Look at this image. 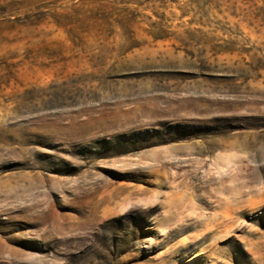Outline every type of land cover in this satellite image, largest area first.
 <instances>
[{
    "label": "rangeland",
    "instance_id": "1",
    "mask_svg": "<svg viewBox=\"0 0 264 264\" xmlns=\"http://www.w3.org/2000/svg\"><path fill=\"white\" fill-rule=\"evenodd\" d=\"M0 264H264V0H0Z\"/></svg>",
    "mask_w": 264,
    "mask_h": 264
}]
</instances>
